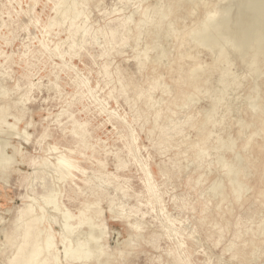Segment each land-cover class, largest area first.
Returning <instances> with one entry per match:
<instances>
[{
    "label": "rangeland",
    "instance_id": "rangeland-1",
    "mask_svg": "<svg viewBox=\"0 0 264 264\" xmlns=\"http://www.w3.org/2000/svg\"><path fill=\"white\" fill-rule=\"evenodd\" d=\"M260 1L0 0V158L10 156L0 174V264L14 254L8 238L23 202L42 215L56 264H68L63 238L96 253L101 243L84 264H174L172 249L190 264H264ZM59 154L78 168L70 177H59ZM143 167L160 198L153 207L144 206ZM96 195L95 243L66 214Z\"/></svg>",
    "mask_w": 264,
    "mask_h": 264
},
{
    "label": "bare ground",
    "instance_id": "bare-ground-1",
    "mask_svg": "<svg viewBox=\"0 0 264 264\" xmlns=\"http://www.w3.org/2000/svg\"><path fill=\"white\" fill-rule=\"evenodd\" d=\"M50 1V0H49ZM64 2V0H62ZM71 1V0H70ZM73 1V0H72ZM239 0H237L238 2ZM242 1V0H241ZM254 1V0H253ZM260 1V0H258ZM76 2V1H75ZM62 3V2H60ZM67 3V2H66ZM241 2H239L238 4H240ZM244 3V2H242ZM253 3V2H252ZM251 3V5H252ZM261 1L260 4L258 2V4L261 7ZM57 4V3H56ZM65 4V3H64ZM74 5V3H72ZM246 4V3H245ZM257 4V2H256ZM256 4L254 5L256 7ZM76 5V4H75ZM241 5V4H240ZM264 5V4H262ZM61 6V5H60ZM69 6V4L67 5V7ZM253 6V5H252ZM66 7V8H67ZM75 7V6H74ZM242 7V6H241ZM244 7V6H243ZM70 8V6L68 7ZM263 8V7H262ZM58 9V8H57ZM161 9V7H160ZM260 8H258L259 10ZM63 13L65 9H62ZM61 10V12H62ZM67 10V9H66ZM245 10V9H242ZM256 10V9H255ZM262 10V9H261ZM59 10H57L58 12ZM74 10H72L73 12ZM77 11V10H76ZM74 11V12H76ZM217 11V10H216ZM67 12V11H66ZM73 12V14H74ZM78 12V11H77ZM76 12V13H77ZM171 12V9H168L166 12H158L159 13V18L162 19V17H164L166 14H169ZM257 12V11H256ZM260 12V10H259ZM264 12V11H263ZM75 13V15H76ZM80 13V12H79ZM204 13V12H203ZM258 13V12H257ZM66 14V13H65ZM155 14V13H154ZM260 14V13H258ZM57 15V14H55ZM212 15V14H211ZM218 15V14H217ZM263 15V14H262ZM72 16V15H71ZM78 16V14H77ZM66 17V16H65ZM74 17V16H73ZM76 17V16H75ZM74 17V18H75ZM240 17L241 14H240ZM72 18V17H71ZM149 17H143V19L141 20V22L139 24H141L142 22H146L149 21L148 20ZM129 19V18H128ZM150 19V18H149ZM205 19V18H204ZM240 19V18H239ZM238 21H242L239 20ZM244 19V18H243ZM31 20V19H30ZM70 20V19H69ZM73 20V18H72ZM152 20V19H151ZM211 20V19H210ZM61 21V20H60ZM158 21V20H157ZM161 21V20H160ZM63 22V21H62ZM212 23V21H210ZM169 23V22H168ZM243 23V22H242ZM247 24V22H245ZM213 24V23H212ZM62 25V24H61ZM169 26V24H167ZM88 26V25H87ZM201 26V25H200ZM153 27V26H152ZM207 27V26H205ZM243 27V26H242ZM245 27V26H244ZM36 28V27H35ZM81 28V27H80ZM79 28V29H80ZM83 28V27H82ZM68 29L72 32L75 33L78 31V29L76 28L75 22L72 21L68 27ZM161 30V29H159ZM205 30V29H204ZM254 30V29H253ZM82 31V30H81ZM202 31V30H201ZM83 32L85 33L86 31L83 30ZM118 28L117 27H112L110 29V32L108 34V38L109 40L113 41L116 40L118 37ZM204 32V31H203ZM58 33V32H57ZM158 33V32H157ZM253 33V32H252ZM261 33V32H260ZM208 34V33H207ZM204 35V34H203ZM260 35V34H258ZM83 36V35H82ZM156 36V35H155ZM209 36V35H207ZM92 37V36H91ZM82 38V37H81ZM97 38V37H96ZM187 38V36H186ZM198 38V37H197ZM196 38V39H197ZM206 38V37H205ZM260 38V37H259ZM199 39V38H198ZM201 39V38H200ZM199 39V40H200ZM262 39V38H261ZM264 39V38H263ZM75 40V37L74 39ZM123 39H121L120 41H122ZM157 40V39H156ZM207 40V39H206ZM195 41V40H194ZM210 41V38H209ZM207 41V42H209ZM263 41V40H262ZM45 42V41H44ZM68 42H71V40L69 39ZM257 42V41H256ZM259 42V41H258ZM255 43V42H254ZM260 43V42H259ZM200 44V42H199ZM202 44V43H201ZM246 44V43H245ZM198 45V44H197ZM261 45V43H260ZM155 46V45H154ZM207 46V45H206ZM255 46V45H254ZM262 46V45H261ZM57 47V46H56ZM145 47V46H144ZM152 48V47H151ZM162 49V48H161ZM263 49V48H262ZM58 52V51H57ZM147 52V51H146ZM161 54V52H160ZM135 55V54H134ZM55 56V54H54ZM136 56V55H135ZM160 56V55H159ZM263 57V56H262ZM135 58V57H134ZM225 59V58H224ZM249 60V59H248ZM254 61V60H253ZM95 64V63H94ZM198 66V65H197ZM197 68V67H195ZM191 69V68H190ZM194 69V68H193ZM200 69V68H199ZM192 70V69H191ZM195 70V69H194ZM193 70V71H194ZM225 70V69H224ZM229 70V69H228ZM247 70V69H246ZM191 73V72H190ZM81 74V73H80ZM224 74V73H223ZM247 74V73H246ZM252 74V73H251ZM82 75V74H81ZM250 76V75H249ZM227 77V75H226ZM234 77V76H233ZM232 77V78H233ZM236 77V76H235ZM221 78V77H220ZM226 81V80H225ZM224 85V84H223ZM90 91V90H88ZM109 91V90H108ZM111 93V92H110ZM183 93V92H182ZM195 95V94H194ZM97 97V96H95ZM188 99V98H187ZM20 100V99H19ZM26 100V99H25ZM191 100V99H190ZM19 102V101H18ZM106 103V101H105ZM185 105V104H184ZM185 107V106H184ZM117 109V108H116ZM212 109V108H211ZM215 113V112H213ZM10 116V115H9ZM3 118V116L1 117ZM157 118V116H156ZM212 118V117H211ZM15 119V118H13ZM17 120V119H16ZM125 120V119H124ZM5 121V119H4ZM19 121V120H18ZM214 122V121H213ZM264 124V123H262ZM264 128V127H263ZM132 131V130H131ZM72 133L81 135V140L83 141V134L80 132V129L78 127H75L72 129ZM30 135V134H29ZM28 135V136H29ZM28 136H24V138L27 140ZM136 137V136H135ZM133 139V138H132ZM25 140V141H26ZM134 141V140H133ZM86 144V143H85ZM224 144V143H223ZM1 146V145H0ZM5 147V146H4ZM13 150V149H12ZM49 151H53L56 150V146L54 145H49L48 149ZM67 150V149H66ZM232 150V149H231ZM129 151V149H128ZM199 151V150H198ZM3 153V152H2ZM131 155V157H135L134 155V151L133 149H130L129 152ZM200 153V152H198ZM202 154V153H201ZM235 156V155H234ZM224 158V157H223ZM8 160H10V156H5L0 158V174L4 173L5 168L3 169V166H5V164L8 162ZM43 161V160H41ZM35 161H32V164H34ZM52 163V162H51ZM97 163L99 164V166H102L103 163H101L100 161ZM40 165V164H39ZM231 165V164H229ZM54 166L56 167V169L58 170L59 173V177H67L69 174L71 175V170L72 169H78L77 166L74 164V162L72 160H70L66 155L64 154H59L56 157V162L54 164ZM119 166V165H118ZM147 166V165H146ZM47 167V166H46ZM233 167V166H232ZM144 170V176L141 180V184H142V188H143V193L146 195V198L144 200V206L145 207H153V205L158 204L160 201L159 196L157 195L158 193L155 192V187L150 183L151 180H149V171L146 170L144 167L142 168ZM209 171V170H208ZM80 172L82 174L85 173V170L80 169ZM165 173V171H163ZM235 172V171H234ZM69 175V177H70ZM93 175V174H92ZM199 176V175H198ZM41 178V177H40ZM43 178V177H42ZM63 180V179H62ZM65 181V180H64ZM44 183V182H43ZM63 183V182H62ZM106 183V182H105ZM41 184V183H40ZM43 185V184H42ZM34 186V185H33ZM44 187V186H43ZM46 187V186H45ZM117 187V186H116ZM42 188V187H41ZM58 188V187H57ZM239 188V187H238ZM51 189V188H49ZM48 189V190H49ZM93 188L90 187L89 190L91 191ZM42 191L44 189H41ZM56 190V189H55ZM46 191H44L45 193ZM51 192V191H50ZM56 192V191H53ZM43 193V192H42ZM39 193V194H42ZM47 193V192H46ZM59 194V193H58ZM98 194L100 195V193L98 192ZM97 198L93 199V200H89V199H85V201L82 203L80 209H79V213L77 215H73L70 213L66 214V219L70 220L72 218H76V223L78 224V226L80 225H84V223H86L89 227V238L90 240H94V242H99L102 238V234H103V227H102V223L100 220V216L102 211L101 210H96L94 209L95 206H97L98 202H99V196L96 195ZM27 197L26 195H22L21 198H25ZM40 197V196H39ZM44 199V198H43ZM61 200V199H60ZM26 201V200H25ZM62 203V202H61ZM112 203V202H111ZM62 205V204H61ZM121 205V204H120ZM119 205V206H120ZM98 208V207H97ZM109 208V207H107ZM121 208V206H120ZM67 209V208H65ZM153 209V208H151ZM90 210V213H87V211ZM111 211H114L116 213H118L119 216L123 215L124 212L119 209H115L114 207H110ZM42 213V211H40ZM164 213V212H163ZM42 222H44L42 220V215L37 212V210L34 209L33 205L30 203H26L23 202L20 206L17 207V211H16V218L14 220V227L12 228V233L10 234V237L8 238V242L10 246L16 245V248L14 250V254L12 255L11 258L7 259L5 261V264H56L57 262V257L54 254V250H53V246H54V241L50 238H47V240L42 239V234L45 231V227L42 225ZM67 222V221H66ZM174 220L173 219H169L168 220V224L169 226H173L174 225ZM181 223V222H180ZM67 225V223H66ZM134 228H137V224H133ZM71 228V227H70ZM170 229V228H169ZM98 230L99 231V235L96 236L95 235V231ZM171 232H175L174 234L176 236L179 237L180 235V229L179 228H174L172 230H170ZM46 232V231H45ZM86 232V231H85ZM185 232V231H184ZM50 234V233H49ZM45 236V235H44ZM50 236V235H49ZM238 236V235H236ZM45 238V237H44ZM64 239V238H63ZM61 239V243L63 244V252H64V258L65 260L68 262V264H74V263H78L80 262V264H84V263H89L91 259H93L95 256L99 257L102 254V245L101 243L98 244V249L97 253L93 252L91 250V248L89 247V243L88 245H78L76 248H72L67 246L65 244V241ZM182 239V238H181ZM89 240V241H90ZM177 240V239H176ZM181 245V242L178 241L177 242V247H179ZM183 245V244H182ZM94 248V247H93ZM227 252V251H226ZM240 250L236 251V253H239ZM96 253V254H94ZM171 254L174 255L173 258V262L174 264H190L186 258L184 256H179L178 254H176L175 249L171 250ZM183 254V253H182ZM105 255V254H104ZM96 257V259H97ZM99 261V260H98ZM96 264H98V262H95ZM94 262L92 264H95Z\"/></svg>",
    "mask_w": 264,
    "mask_h": 264
}]
</instances>
